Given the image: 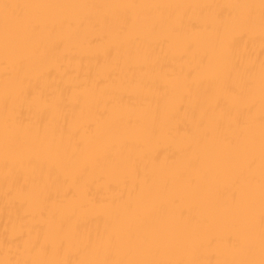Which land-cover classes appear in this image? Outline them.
<instances>
[{"label": "bare ground", "instance_id": "1", "mask_svg": "<svg viewBox=\"0 0 264 264\" xmlns=\"http://www.w3.org/2000/svg\"><path fill=\"white\" fill-rule=\"evenodd\" d=\"M0 264H264V0H0Z\"/></svg>", "mask_w": 264, "mask_h": 264}]
</instances>
